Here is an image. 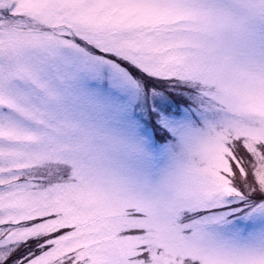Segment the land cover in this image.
<instances>
[{
	"label": "snow or ice",
	"instance_id": "snow-or-ice-1",
	"mask_svg": "<svg viewBox=\"0 0 264 264\" xmlns=\"http://www.w3.org/2000/svg\"><path fill=\"white\" fill-rule=\"evenodd\" d=\"M0 264H264V0H0Z\"/></svg>",
	"mask_w": 264,
	"mask_h": 264
}]
</instances>
